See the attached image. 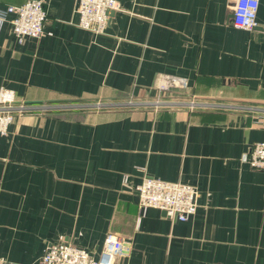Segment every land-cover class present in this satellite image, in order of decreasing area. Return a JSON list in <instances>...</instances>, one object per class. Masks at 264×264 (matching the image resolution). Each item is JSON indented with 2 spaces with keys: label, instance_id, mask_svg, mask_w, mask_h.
<instances>
[{
  "label": "crops",
  "instance_id": "obj_1",
  "mask_svg": "<svg viewBox=\"0 0 264 264\" xmlns=\"http://www.w3.org/2000/svg\"><path fill=\"white\" fill-rule=\"evenodd\" d=\"M117 2L100 35L77 26V0H47L39 39L0 25V88L92 111L35 112L0 136V259L38 264L63 242L98 255L117 234L115 264H264V172L242 162L264 141V0L250 31L232 24L236 0ZM183 80L190 98L235 108L124 106ZM146 178L194 186L195 214L141 210Z\"/></svg>",
  "mask_w": 264,
  "mask_h": 264
},
{
  "label": "built area",
  "instance_id": "obj_2",
  "mask_svg": "<svg viewBox=\"0 0 264 264\" xmlns=\"http://www.w3.org/2000/svg\"><path fill=\"white\" fill-rule=\"evenodd\" d=\"M77 26L97 35L107 31L111 11H120L117 0H77ZM260 0H236L233 8L232 24L240 30H253L258 26L257 14ZM48 21L47 0H27L22 5L0 7V25L7 22L11 26L19 44L29 39L43 36ZM184 81V80H183ZM170 83L160 84L159 96L172 97L177 101H157L156 106L183 107L193 113L195 110L234 109V106L219 105L214 102L200 101L190 98L184 90L186 85ZM158 96V97H159ZM151 104V103H150ZM150 104H138L150 105ZM134 105V104H129ZM89 105L44 106L30 104L17 97L12 89L0 88V136L8 134L15 121L35 112H62L71 109L89 108ZM243 164L251 169L264 172V141L254 143L242 158ZM135 191L138 195L141 210L154 208L166 214L176 222L188 221L196 212L197 189L189 184L166 182L154 178H146ZM125 243L117 234H108L103 248L97 255L94 251L74 246L69 243L49 245L38 260V264H115L117 257L123 254ZM0 264H13L0 259Z\"/></svg>",
  "mask_w": 264,
  "mask_h": 264
},
{
  "label": "rangeland",
  "instance_id": "obj_3",
  "mask_svg": "<svg viewBox=\"0 0 264 264\" xmlns=\"http://www.w3.org/2000/svg\"><path fill=\"white\" fill-rule=\"evenodd\" d=\"M157 101H167L168 103H171V102L177 101V100L175 98L170 97V96L164 97V98L159 96L158 98H156V100L154 99V100H152L150 102H133V101L129 102V103L134 104V105H136V104L138 105V104H141V103H144V104H150L151 103L148 106H146V105H142V106L128 105V102H127V104L124 103L125 104L124 106L128 107V108L153 107V108H156V109H165V107L156 106L154 103H156ZM61 103H63V104H58V105L72 106V107H76L78 105H82L81 103L71 102V101H64V102H61ZM126 105H128V106H126ZM167 108H171V107H167ZM97 109H100V108H97ZM90 112H92V111L85 112V111H82V110H79V109H73V110H70V111L69 110H67V111L64 110L63 112H56V113H54V112H43V114H40V115H56V114H60V115H65L66 116V115H71V114H75V113H82V115H88V114H90Z\"/></svg>",
  "mask_w": 264,
  "mask_h": 264
},
{
  "label": "water",
  "instance_id": "obj_4",
  "mask_svg": "<svg viewBox=\"0 0 264 264\" xmlns=\"http://www.w3.org/2000/svg\"><path fill=\"white\" fill-rule=\"evenodd\" d=\"M114 15V11L110 12V17ZM165 214V213H164ZM166 215V214H165Z\"/></svg>",
  "mask_w": 264,
  "mask_h": 264
}]
</instances>
